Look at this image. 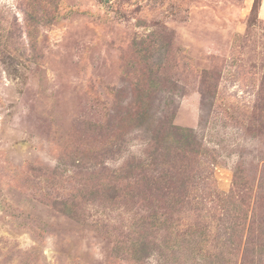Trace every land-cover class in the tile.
Masks as SVG:
<instances>
[{"label": "rangeland", "instance_id": "rangeland-1", "mask_svg": "<svg viewBox=\"0 0 264 264\" xmlns=\"http://www.w3.org/2000/svg\"><path fill=\"white\" fill-rule=\"evenodd\" d=\"M0 264H264V0H0Z\"/></svg>", "mask_w": 264, "mask_h": 264}]
</instances>
